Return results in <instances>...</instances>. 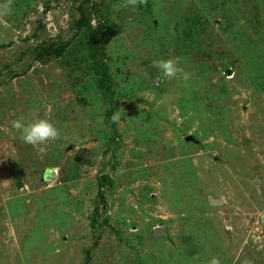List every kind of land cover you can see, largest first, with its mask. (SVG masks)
Wrapping results in <instances>:
<instances>
[{
	"label": "rangeland",
	"instance_id": "374dc122",
	"mask_svg": "<svg viewBox=\"0 0 264 264\" xmlns=\"http://www.w3.org/2000/svg\"><path fill=\"white\" fill-rule=\"evenodd\" d=\"M213 257L264 264V0H0V264Z\"/></svg>",
	"mask_w": 264,
	"mask_h": 264
},
{
	"label": "clouds",
	"instance_id": "9594fccd",
	"mask_svg": "<svg viewBox=\"0 0 264 264\" xmlns=\"http://www.w3.org/2000/svg\"><path fill=\"white\" fill-rule=\"evenodd\" d=\"M155 68L163 78L175 77L181 71L177 67V61L173 59H155L153 61ZM187 79V74H184ZM113 122L120 119L119 113H114L111 117ZM12 128L20 131L21 139L28 144L44 143L48 140H55L59 136V129L47 119H37L27 124L21 120H13ZM210 264H219V260L213 257Z\"/></svg>",
	"mask_w": 264,
	"mask_h": 264
},
{
	"label": "trees",
	"instance_id": "16d2710c",
	"mask_svg": "<svg viewBox=\"0 0 264 264\" xmlns=\"http://www.w3.org/2000/svg\"><path fill=\"white\" fill-rule=\"evenodd\" d=\"M82 18H83V13H82ZM47 52H48V54H51V53L59 54L60 53V49L50 48L49 50H47ZM96 70H97V72H99V74H101L103 76V77H100L99 80H98L101 84H104L105 80L108 81L109 76H108V73L104 69L102 71H101V69L100 70L96 69ZM101 84H100V86L103 87ZM112 115H113V109L110 108L109 109V116H110V121L113 124L114 122L111 119Z\"/></svg>",
	"mask_w": 264,
	"mask_h": 264
},
{
	"label": "water",
	"instance_id": "95a60500",
	"mask_svg": "<svg viewBox=\"0 0 264 264\" xmlns=\"http://www.w3.org/2000/svg\"><path fill=\"white\" fill-rule=\"evenodd\" d=\"M160 229H158V231H159Z\"/></svg>",
	"mask_w": 264,
	"mask_h": 264
}]
</instances>
